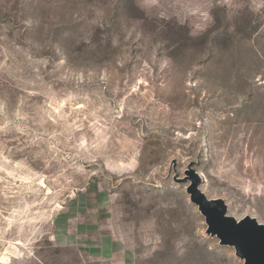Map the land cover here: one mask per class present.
Instances as JSON below:
<instances>
[{
    "label": "rangeland",
    "instance_id": "1",
    "mask_svg": "<svg viewBox=\"0 0 264 264\" xmlns=\"http://www.w3.org/2000/svg\"><path fill=\"white\" fill-rule=\"evenodd\" d=\"M194 179L264 226V0H0V264H84L92 193L128 264H245Z\"/></svg>",
    "mask_w": 264,
    "mask_h": 264
},
{
    "label": "crops",
    "instance_id": "2",
    "mask_svg": "<svg viewBox=\"0 0 264 264\" xmlns=\"http://www.w3.org/2000/svg\"><path fill=\"white\" fill-rule=\"evenodd\" d=\"M103 200L99 194L92 193L78 202L72 213L59 222L57 237L62 245L75 247L84 264H128L126 247L104 232L103 219L98 213L104 209Z\"/></svg>",
    "mask_w": 264,
    "mask_h": 264
},
{
    "label": "water",
    "instance_id": "3",
    "mask_svg": "<svg viewBox=\"0 0 264 264\" xmlns=\"http://www.w3.org/2000/svg\"><path fill=\"white\" fill-rule=\"evenodd\" d=\"M199 181L194 179L191 201L199 206L206 218L208 233L217 237L221 245L235 249L238 258L245 264H264V226L246 218L236 221L227 216V206L222 200H208L197 189Z\"/></svg>",
    "mask_w": 264,
    "mask_h": 264
}]
</instances>
